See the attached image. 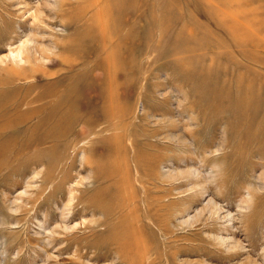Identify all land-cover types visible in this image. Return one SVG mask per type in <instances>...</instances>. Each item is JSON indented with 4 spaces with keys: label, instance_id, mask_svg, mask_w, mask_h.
<instances>
[{
    "label": "rangeland",
    "instance_id": "374dc122",
    "mask_svg": "<svg viewBox=\"0 0 264 264\" xmlns=\"http://www.w3.org/2000/svg\"><path fill=\"white\" fill-rule=\"evenodd\" d=\"M44 2L0 0V264H264V0Z\"/></svg>",
    "mask_w": 264,
    "mask_h": 264
},
{
    "label": "bare ground",
    "instance_id": "6f19581e",
    "mask_svg": "<svg viewBox=\"0 0 264 264\" xmlns=\"http://www.w3.org/2000/svg\"><path fill=\"white\" fill-rule=\"evenodd\" d=\"M52 1V2H51ZM57 1L58 0H46V2H44V3H46L45 5H46V7H48L49 8V6L50 5H52L53 6V8L55 7V5H56V3H57ZM41 4V3H40ZM86 6L87 5H85V4H82V5H80V6H78L77 7V13H84L85 12V10H87L86 9ZM39 7V6H38ZM52 11V9H49V12H51ZM9 14V13H8ZM49 15V14H48ZM31 40V39H30ZM124 40V39H123ZM122 40V41H123ZM27 43H29V39H28V41H26ZM121 44V42L118 44V45H120ZM108 46V45H107ZM109 47V46H108ZM22 52H23V49H22V46H19L18 48H17V50H16V52H15V54H16V56H18V55H21L22 54ZM2 56V55H1ZM6 56V55H5ZM107 58L106 59H108V60H110V59H113V54H107V56H106ZM2 58V57H1ZM0 58V59H1ZM15 73H16V71L14 72V75H15ZM13 75V76H14ZM1 78H3V77H1ZM0 78V83H2V82H4V80L3 79H1ZM110 79V78H109ZM111 81V80H110ZM107 90V89H106ZM111 92H113V91H104V94L107 96L106 98H108V99H112V98H114L115 97V95L113 94V93H111ZM110 93H111V95H110ZM110 97V98H109ZM69 109H72L71 107H69V108H67L66 110H64L65 112H69ZM35 111H37V109H31V110H29V112H23V113H20V117L19 118H17V119H13V122L11 123V125L13 126V127H15V126H18L19 124H21V122H23L24 120H21L22 118V116L23 117H26L27 115H29V113L30 112H32V113H34ZM113 111H110V112H108V116L112 113ZM166 119V118H165ZM175 137H179V139H181V136H179L178 134H173ZM173 135H169V136H167L168 138H170V137H173ZM153 149V148H152ZM155 154V153H154ZM144 156H142L141 154H139L138 155V160H140L141 161V163L140 164H142L143 163V158ZM154 158H156V159H159V156L158 155H156ZM145 160V159H144ZM27 192V191H26ZM120 195L118 194L117 196H115L114 197V199L116 200V201H118V200H121L120 199ZM216 203V202H215ZM213 201H209L207 204H210V205H208V206H210L212 209H214L215 211H216V209H217V207L218 206H216V204H215ZM207 206V205H206ZM220 207V206H219ZM221 208V207H220ZM199 210V209H198ZM203 212V211H202ZM222 212V211H221ZM210 213H211V211H210ZM216 213H218V211L216 212ZM213 214V213H212ZM211 214V216H213ZM220 214V213H219ZM218 214V215H219ZM229 214H230V212H229ZM215 215V214H214ZM218 215H217V217H218ZM226 215V214H225ZM232 216V215H231ZM230 216V217H231ZM191 217V216H190ZM194 217V216H193ZM196 217V216H195ZM198 217V216H197ZM221 217V216H220ZM216 218V217H215ZM223 218V217H222ZM190 219V218H189ZM185 221H187L188 222V220H185ZM193 221V220H192ZM191 222V221H190ZM189 222V223H190ZM67 224V223H66ZM226 238V237H225ZM227 240V239H226ZM223 241V240H222ZM224 243H225V241H224ZM238 243V242H237Z\"/></svg>",
    "mask_w": 264,
    "mask_h": 264
}]
</instances>
